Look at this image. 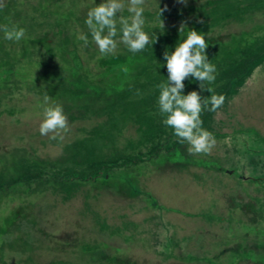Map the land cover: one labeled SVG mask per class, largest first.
<instances>
[{
  "label": "rangeland",
  "instance_id": "1",
  "mask_svg": "<svg viewBox=\"0 0 264 264\" xmlns=\"http://www.w3.org/2000/svg\"><path fill=\"white\" fill-rule=\"evenodd\" d=\"M195 1L146 0L145 31L165 5L163 19L195 18ZM101 2L4 0L0 9V25L26 30L19 42L0 31V264H264V60L217 112L201 113L218 143L190 155L162 123L159 91L148 93L161 77L135 80L141 56L122 44L103 56L92 41L85 20ZM237 3L225 32L264 36V0ZM228 42L217 43L218 63ZM45 95L68 117L63 140L39 133Z\"/></svg>",
  "mask_w": 264,
  "mask_h": 264
},
{
  "label": "clouds",
  "instance_id": "2",
  "mask_svg": "<svg viewBox=\"0 0 264 264\" xmlns=\"http://www.w3.org/2000/svg\"><path fill=\"white\" fill-rule=\"evenodd\" d=\"M177 2L186 5L187 0ZM145 5L146 0H102L89 9L85 24L101 55L115 53L120 44L136 54L157 42V35H150L145 31ZM4 7V0H0V9ZM125 10L129 13L127 17L121 15ZM165 11H168L167 5L159 7L160 19ZM161 26L164 28L162 21ZM184 28L182 23L179 31ZM0 31H3L6 40L13 42H19L26 34L24 28L15 24L0 25ZM77 39L83 41V47L88 46L87 35L79 34ZM207 48L204 34L195 29L189 30L187 38L176 45L174 51L164 52L167 79L155 86L159 91L157 105L159 115L163 117V125L172 129L178 142L189 145L187 151L193 156L211 155L216 148L218 142L214 134L203 127L201 113L205 109L217 112L226 99L224 95L212 94L205 98L200 94L204 91L212 93L213 89L206 85H211L216 80V67L208 59ZM260 70L257 68L255 72ZM189 78L198 82L200 92L190 91L183 94L184 82ZM41 107L43 118L39 124L40 135L52 140H63L64 135L70 131L63 106L51 102V98L45 95Z\"/></svg>",
  "mask_w": 264,
  "mask_h": 264
},
{
  "label": "trees",
  "instance_id": "3",
  "mask_svg": "<svg viewBox=\"0 0 264 264\" xmlns=\"http://www.w3.org/2000/svg\"><path fill=\"white\" fill-rule=\"evenodd\" d=\"M224 1L228 0H196L193 4H191L192 6H189L190 9H194V12L196 14L193 13L192 18H195L188 20V22L176 19L174 20L169 17L164 19L161 17V19L158 18V20L152 21L155 23L156 27L155 31H153L152 33L157 35V42L153 46L149 45L148 47H146L144 51L136 53V55L141 56L138 58L141 60V63H138L141 66L137 65V67L139 66V68H143V70L141 71L140 69L139 71H136L135 74H133L135 80L140 79L141 81H143L144 77H147V75L150 79H153L154 77L151 73H156L161 77L160 79H158L157 77L156 81H154V83L150 86L147 85V87L149 86L148 93L151 95V100H154V98L157 99V97L154 95V92L157 91L155 86L159 84V82H165V75H167V73L164 72L166 68L164 67V63L166 62L163 59L164 52L174 51L175 46L187 38L189 30L195 29L197 32L204 34L205 39L208 38L207 44L209 45L211 50L209 49V52L206 50V54L211 63L216 67L215 82L218 85V87H215V82L211 85H206V87H211L213 89L212 93L206 91L209 96L217 93L216 90L217 88H219V83L222 81L221 78L226 79L227 83L225 89L222 92H218L217 95H224L225 97H227L228 95L232 94L234 87L239 86L240 83L245 78L249 77L251 72L256 67H258L260 63H262V61L264 60V54L261 53L260 57H255V53H258L261 50L262 46V52H264V36L259 35L256 31L249 33L242 29L236 30L233 26H230L229 28H231L232 30H228L226 33V27H228L230 24L226 26L225 21H227L230 11L240 12L242 8L239 7L240 3H237L238 0L231 2V4ZM221 2H223L224 4H222ZM254 4H256V1ZM226 5L232 6H229V9H226L224 8ZM256 5H254L251 9L257 10L262 6L260 5V3L257 5V7ZM175 9L176 11H178L182 8ZM195 10H200V12ZM244 10H247V8H244ZM154 13H157L158 15V12ZM238 18L240 17H236L235 20V22H237L236 25H239L238 23H240V25L243 26L242 24L244 22H238ZM161 21L163 22L164 28L161 26ZM200 21L203 22L201 23ZM182 23L185 25V28L183 29V31H179ZM219 34H226V36H224V40H222L223 36H220ZM227 41L229 42L228 46L225 45V48L227 49L225 51H229L230 54L227 53L228 55L226 54L227 57L223 58L222 63H218V57L221 55L218 54L221 53V47L219 48V46L224 47V45L222 44H224L225 42L227 43ZM217 43L219 46H217ZM239 44L241 45V47L236 52V50H234L233 48H236ZM259 44H261L262 46H260ZM252 45L257 46L249 49V47H251ZM157 47L161 48V50L159 51ZM148 52H154V54L149 57ZM157 52H160V54L158 55ZM144 62L146 64L148 62L153 63L154 65L152 67V70H144ZM142 63H144V65ZM196 82L197 81H195V83ZM184 83V93L190 92L193 89V85L195 84L194 82L189 83L188 80H186ZM196 89H198V87H196Z\"/></svg>",
  "mask_w": 264,
  "mask_h": 264
}]
</instances>
